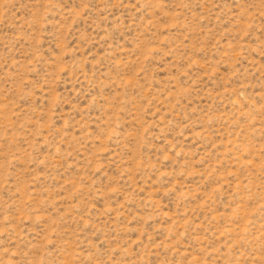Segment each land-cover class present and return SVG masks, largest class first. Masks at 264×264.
<instances>
[{"label":"rangeland","instance_id":"1","mask_svg":"<svg viewBox=\"0 0 264 264\" xmlns=\"http://www.w3.org/2000/svg\"><path fill=\"white\" fill-rule=\"evenodd\" d=\"M0 264H264V0H0Z\"/></svg>","mask_w":264,"mask_h":264}]
</instances>
